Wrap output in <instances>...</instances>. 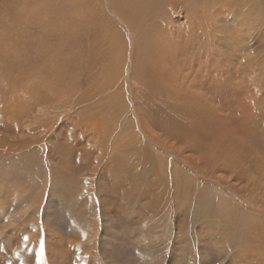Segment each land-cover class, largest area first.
<instances>
[{
  "label": "rangeland",
  "instance_id": "rangeland-1",
  "mask_svg": "<svg viewBox=\"0 0 264 264\" xmlns=\"http://www.w3.org/2000/svg\"><path fill=\"white\" fill-rule=\"evenodd\" d=\"M119 1L0 0V264H264V0Z\"/></svg>",
  "mask_w": 264,
  "mask_h": 264
},
{
  "label": "bare ground",
  "instance_id": "bare-ground-1",
  "mask_svg": "<svg viewBox=\"0 0 264 264\" xmlns=\"http://www.w3.org/2000/svg\"><path fill=\"white\" fill-rule=\"evenodd\" d=\"M122 0H120L119 2H117V4L115 5L114 3V5H112V6H115L116 7V10L117 9H119L120 11H122L123 13H126V14H130V17H133L134 18V16H132V15H135V17L136 16H138L139 14H140V8L141 7H143V8H151L148 4H145V3H141V0H135V3L134 4H132L133 5V7H134V5H138V7H136V8H134L135 10H136V12H135V10L131 7V6H127V5H125V3L123 4V5H120L121 3H123V1L121 2ZM121 2V3H120ZM111 5H109L110 6V8H111ZM114 8V7H113ZM129 8H131V9H129ZM115 11V10H114ZM149 11V10H148ZM150 11L152 12V10L150 9ZM149 11V12H150ZM115 13H116V11H115ZM136 13V14H135ZM116 15V14H115ZM140 16V15H139ZM129 17V18H130ZM115 19H117V21H118V25L119 26H122V27H124V24L122 23V22H120L119 21V17L117 16ZM140 19V18H139ZM141 20V19H140ZM136 21H137V19H136ZM124 22V21H123ZM94 28V27H93ZM94 30V29H93ZM105 30V29H104ZM98 32V31H97ZM105 32V31H104ZM106 33H108V32H106ZM143 34V33H142ZM102 35V34H101ZM107 43V42H106ZM134 48V47H133ZM108 50V49H107ZM131 51V50H130ZM104 53V52H103ZM143 69V68H142ZM15 74V73H14ZM12 75V74H11ZM13 77V76H12ZM61 106V105H60ZM59 108H62V107H59ZM199 182V181H198ZM201 184V183H200ZM202 185H203V183H202ZM210 185V184H209ZM211 186V185H210ZM213 187H214V194H212L211 195V201H212V198L214 199L215 198V196H216V194H217V192H218V190H219V186H217L216 184L215 185H212ZM211 186V187H212ZM200 187V186H199ZM203 187V186H202ZM217 187H219V188H217ZM196 188V187H195ZM198 190V189H197ZM206 192H208V190L206 191ZM154 200V199H153ZM206 203V202H205ZM212 203V202H211ZM210 203V204H211ZM209 206V205H208ZM196 208V207H195ZM189 211V210H188ZM204 212V211H203ZM196 213V212H195ZM212 221V220H211ZM210 221V222H211Z\"/></svg>",
  "mask_w": 264,
  "mask_h": 264
},
{
  "label": "snow or ice",
  "instance_id": "snow-or-ice-1",
  "mask_svg": "<svg viewBox=\"0 0 264 264\" xmlns=\"http://www.w3.org/2000/svg\"><path fill=\"white\" fill-rule=\"evenodd\" d=\"M24 241H27L28 240V237L27 236H23L22 238ZM43 251V249H41V252Z\"/></svg>",
  "mask_w": 264,
  "mask_h": 264
}]
</instances>
